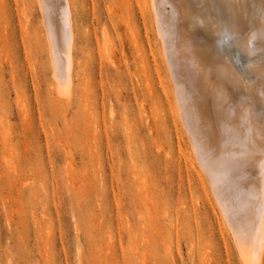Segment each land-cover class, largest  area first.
Masks as SVG:
<instances>
[{"label":"rangeland","instance_id":"obj_1","mask_svg":"<svg viewBox=\"0 0 264 264\" xmlns=\"http://www.w3.org/2000/svg\"><path fill=\"white\" fill-rule=\"evenodd\" d=\"M72 1L65 97L37 0H0V264H242L193 171L150 12Z\"/></svg>","mask_w":264,"mask_h":264},{"label":"bare ground","instance_id":"obj_2","mask_svg":"<svg viewBox=\"0 0 264 264\" xmlns=\"http://www.w3.org/2000/svg\"><path fill=\"white\" fill-rule=\"evenodd\" d=\"M52 78L69 96L72 0H37ZM176 111L239 261L264 257V0H147Z\"/></svg>","mask_w":264,"mask_h":264},{"label":"snow or ice","instance_id":"obj_3","mask_svg":"<svg viewBox=\"0 0 264 264\" xmlns=\"http://www.w3.org/2000/svg\"><path fill=\"white\" fill-rule=\"evenodd\" d=\"M262 172H264V166H262Z\"/></svg>","mask_w":264,"mask_h":264}]
</instances>
